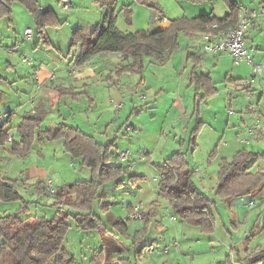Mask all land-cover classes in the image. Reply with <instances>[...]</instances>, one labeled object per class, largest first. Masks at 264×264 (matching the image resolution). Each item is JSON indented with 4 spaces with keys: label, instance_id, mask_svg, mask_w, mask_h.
<instances>
[{
    "label": "crops",
    "instance_id": "0c3cea01",
    "mask_svg": "<svg viewBox=\"0 0 264 264\" xmlns=\"http://www.w3.org/2000/svg\"><path fill=\"white\" fill-rule=\"evenodd\" d=\"M109 1V0H108ZM130 3L127 5H133V3H140L142 5H145L138 0H129ZM160 0H155L156 3H158L163 10L165 7L159 3ZM204 1V0H202ZM211 1V0H210ZM237 1V0H236ZM242 7L245 8H253V9H260V6L264 4V0H253L250 5H245L243 3H240L237 1ZM115 5L118 7L119 1L117 0ZM125 6V5H124ZM149 9H151L149 6L145 5ZM50 7V6H48ZM122 9V8H121ZM132 9V7H131ZM230 9V8H229ZM242 10V9H241ZM240 10V11H241ZM230 12V11H229ZM213 16V14L211 13ZM164 16V15H163ZM159 15L160 19L164 22H167L166 17ZM186 16V15H185ZM195 16V15H194ZM216 16V15H214ZM193 17V16H188ZM220 17V16H218ZM223 17V16H221ZM118 19V17H117ZM150 21L153 23V25H156V22L152 20L150 15ZM170 22H168L165 26H162V24H159L158 28L156 29H162L169 25ZM158 24V23H157ZM232 26H230L228 29H230ZM227 30V29H226ZM129 31V30H126ZM191 37V42H189L187 45L183 46L180 42V47L175 50L169 60L165 62L164 64L159 63L158 61H154L150 58L145 59V69L142 74H134L125 72L120 77L115 76L114 67L117 63H119L122 59V56L120 53H103L95 56L90 61L84 63L83 65H77L76 61L69 52V47L66 53V56H61L59 53L55 52L52 49V41L49 39L50 44H47L44 39L43 44L47 46V53L48 59L50 60V63L47 64L45 62L37 61V65L35 67H27L23 71V77H22V89L19 90L21 95H18L17 101L20 100V103L17 108L14 110H11L10 107H7L5 105L7 102H11L14 98L13 92H11L10 88H13L15 85L11 83L8 77L5 78L6 85H3L2 82H0V104L3 106H6V111L10 112V124L13 123L15 117H17V127L21 120L26 116L30 114L34 115H41L43 118L42 125L40 126V130H46L48 128H52L56 126L59 123L66 122L68 124L78 126L85 132H87L90 135H93L97 141L101 143L103 142L102 139L109 138V141L115 140V143H119L123 138H120L118 135H114L112 139H110L108 135V126L105 124L102 128H100L101 121H105L104 117L107 116L109 118L110 123L114 124H120L118 127L119 133L127 134L128 136H131L132 133L134 134H140L139 131H144L141 138H144L143 136L146 135V133L151 137L153 140L149 141L145 139V143L141 140H136V137H133L129 141H137L138 149L132 150V148L129 150L126 148V150H129L131 153V157L127 160H120L118 158V153H114V156L111 159L112 164L117 165H123L124 169L126 170V174L122 176V179L124 183L121 185V187H117L114 185L113 182L112 186L116 187V191L120 192L121 189L124 187L125 180L128 176V183L132 184L133 186H139L137 190H132L131 193H119L122 194L121 196L115 192V190H108V193L105 194V198L101 195V206H99V203H97V208L95 206V211L98 212L102 217L106 219V221H111V223L115 220H119L122 218L125 214L129 213L132 207L135 205V203L139 201H143L145 210L147 213H152V221L149 225L147 232L145 234V237L147 234L152 232V236H149V242L144 243L151 244L150 247H145L141 252V258H136V249L141 247H138V243L135 245H128L127 243L120 244L123 245L124 248L121 252H116V258L117 257H124L129 258L132 264H141V260H146L148 264H182L180 259H178V262L174 260V258H171V254L176 259V254L182 253V249L176 250L173 248L172 244L177 241L180 242L181 239L179 238L181 233H184L186 230H188L187 226L192 225H186V223L183 221L182 225H179V227H175V230L179 233L180 230H184V232L179 233V236L172 238L171 240H168L165 236L164 238V244H160V249L157 251H153L152 243L156 239L157 241H160L161 238H163V233L165 231L163 220L159 217L155 219L154 212L155 209H159V207H162V196L160 195L158 189H157V183L161 177V174L158 169V165L164 163L176 150L183 149L187 151V158L190 163L191 169L193 171L192 175V181L195 183V181H199L198 188H200L204 193H206L208 196H210V193L213 191L216 196V189L218 186V170L219 165L222 160H232L236 154L239 151L247 150L259 155H263L264 152H261V150H256L259 148H253L254 145L252 144V140L264 141V96L261 97L259 102V110L260 115L262 116V124L260 127L255 128L253 132H251V128L254 127V115L253 118L251 116L250 111L246 110L245 113L240 115L238 117V120H230L228 119L226 125H225V131L223 132V136H221V141L217 142L218 144L211 150V153L209 155V158L202 162V164H199L195 157V152L197 151V148L204 143L203 140L212 143V145L217 141V139L220 137L219 133H215L210 135L209 131L207 130L208 126V120L209 118L205 116L203 119H197L194 126L191 127L185 122H182L183 125L181 126V131H186V134L184 136H180L179 134H175V136H168L165 138V141H163V135L161 133L162 126L160 124L156 127L155 131H151L147 129L148 126H145L147 122L142 121V124H140L141 129H138L137 126L132 125L135 129H137V132H132L128 129V123L132 124L130 122L131 118L128 117L126 120L127 122H124V118L120 119V117L123 115L124 108L126 104L129 102V97L131 95L136 96L141 100L143 98L145 101H150L151 99L156 100V94H151L150 90L146 93L142 90V87H148L150 85H146V72L149 71L150 67L153 66L154 68V74H160L165 79L167 78L165 82V87H171L172 85L176 87L172 90H179L182 87L188 86V91L193 90L194 91V105H196L197 101V93H200V95H203L205 93L204 89L200 88V85H198L197 77L199 74L207 75L211 78L212 83L214 87L216 88V92L211 95L208 99H204L201 101L199 110L197 111L194 106V114L197 112L199 114H202L204 112V109L202 105L203 103L208 106V104L213 100V98L217 95L219 92L218 87V80L214 78V71L216 70V67H221L222 71H225V81L228 80L236 87H238V84L242 79L247 77L249 72H251V66L246 62H241L240 64H236L234 62V58L232 55L226 54V53H206L202 49V45L199 44V40L203 42L202 39V32L196 33L194 35H180V37ZM247 39L248 43L251 47V50L254 54V62L259 63L263 66V75H264V14L259 15L256 19H254L252 26L250 27L248 33H247ZM180 40V38H179ZM40 45L35 46L36 50H40ZM14 48V47H13ZM18 49V46H15L14 52L11 50L9 54H14L15 50ZM178 52L177 56L175 57L174 53ZM44 52V51H40ZM226 55L229 58H231L232 63L235 65L227 64L225 62H221L219 57H209L207 59V55ZM72 56L71 61L74 62L72 65H66L65 64V57ZM175 57V63H177V67L175 71L167 76L165 74V71L162 70V67H166L168 63H170V66L174 65V58ZM216 58V62L215 61ZM227 58V57H225ZM207 60H209L207 62ZM231 63V61H230ZM29 66L32 64L27 63ZM187 64L190 65V67H187ZM198 65L195 71H193L194 66ZM13 63L11 60H8L7 67L13 68ZM188 65V66H189ZM214 66L215 68H211ZM240 66V68H237ZM2 68L0 63V69ZM188 68L187 70H185ZM242 70H245L247 74L242 73ZM55 73V78H50L51 74ZM0 81L2 80V75L0 74ZM259 78L258 83L256 84V88L260 87L263 89L264 92V83L263 79L261 77H256V79ZM163 79V78H162ZM15 80V79H14ZM228 83V85L232 84ZM227 85V88L229 86ZM232 86V85H231ZM165 87H163V91H166ZM252 88V89H255ZM233 88V87H232ZM148 93L151 94V96ZM142 95L140 98L139 95ZM199 95V96H200ZM263 95V94H262ZM8 96V97H7ZM132 97V98H133ZM131 98V100H132ZM102 100H107L109 105H107L105 108L102 107L104 103ZM99 101L100 108H97L99 105L97 103ZM175 101V100H174ZM171 102V100H170ZM116 103H122V107L120 109H117L115 104ZM173 105V104H172ZM178 105H180L178 103ZM251 110V109H250ZM116 112V113H115ZM252 112V111H251ZM197 113V116L199 114ZM149 119V117H148ZM123 121V122H122ZM139 121V119H138ZM177 120H174L173 122H170V124H174ZM198 122H201L200 128L198 130V133L196 135V145H192L190 143L192 131L194 128L198 126ZM50 123H55L54 125H50ZM140 123V121H139ZM48 125V126H47ZM127 125V127H126ZM145 127V129L143 128ZM150 127V126H149ZM234 129H231V128ZM244 129H243V128ZM240 128V129H239ZM14 129V128H13ZM98 129V130H97ZM239 129V131H236ZM243 129V130H242ZM102 130V131H101ZM149 130V132L147 131ZM146 131V132H145ZM132 132V133H131ZM163 132V131H162ZM13 134V132L11 131ZM235 133V134H234ZM14 135V134H13ZM251 140H250V139ZM14 140L15 139L14 135ZM127 140V139H123ZM263 141H259L261 144ZM114 143V145H115ZM132 143V142H131ZM153 143L155 145V148H151L153 151L149 150L151 147L150 144ZM256 144V147H262L260 144ZM12 143L6 142L5 144H0V162L6 158L9 160H12L14 157V153L10 151ZM249 145V147H248ZM252 148H251V147ZM264 146V145H263ZM114 147V146H113ZM112 147V148H113ZM215 149V150H214ZM123 150V149H122ZM121 151V150H120ZM159 151V152H157ZM212 153L214 155H212ZM134 154V155H133ZM140 154L145 155L144 157H139ZM18 155V163H20L23 166V169L20 171V174L18 177V183H19V191L24 196V198L29 202L28 209L30 215H46L48 217H51L48 215V211L50 209L54 210L53 208L49 207V204L51 202H42L41 195L42 194H48L47 191V185L49 181H52L54 184L55 190H57L60 186L67 185L68 183H71V181L76 180H85V179H76L78 173L85 172L86 179H90L92 176V170L90 167L83 165L82 158H74L72 157L68 152H66L64 147V139L58 138V139H44V140H35V142L32 145V148L26 152L25 154H17ZM214 163L212 164L210 162L211 158H214ZM217 163V164H216ZM216 165V166H215ZM10 167V166H9ZM20 168V166H18ZM88 167V168H87ZM260 168H264V157L260 158L255 164L253 165L252 170L257 171ZM2 173V172H1ZM7 174L3 175L4 177H7L8 172L6 170ZM148 173V176L145 174ZM143 175L145 176L144 179L140 180H134L130 179V175ZM74 179V180H73ZM210 181V182H208ZM56 183H58L56 185ZM105 186V185H103ZM102 186V187H103ZM264 182L252 192V194L247 195L250 196V198L243 203L244 207L246 209V213L242 216H240V222L247 223L248 226L252 223V218L250 215H248L249 208H251L254 205L262 204L264 205ZM263 188L260 192V194H256V192ZM110 191V192H109ZM126 192V191H124ZM49 195V194H48ZM54 196V195H50ZM211 197V196H210ZM217 197V196H216ZM245 197V196H243ZM213 198V197H212ZM240 197H235L228 202H223L229 205L230 210H232V205L236 203L237 199ZM216 199V198H215ZM168 201V200H167ZM166 201V202H167ZM216 201H221L218 197ZM250 201H255V204L248 205ZM19 202V205H12L13 202H0V216L5 214H10L14 212L17 208H19L22 205L21 201ZM222 202V201H221ZM258 202V203H257ZM218 203L216 204V207L214 208V211L216 213ZM166 209H169V207H172L170 203H166L164 205ZM164 207V208H165ZM164 208H162L164 210ZM55 213V212H54ZM53 213V214H54ZM53 216V215H52ZM162 216V214H161ZM231 216L236 217L233 212H231ZM216 217V216H215ZM172 219L176 220V217L172 215ZM155 221V222H154ZM142 224V227L144 225L143 221H139ZM133 223V222H132ZM223 226L227 233L231 235V243L225 242L224 240L220 239L219 236H215L213 238L212 244L210 245L209 251L216 254L219 251V248L224 247V245L227 247L226 250H231L233 253H225V257H214L211 258L209 256L204 257L200 261L196 260V257L193 258L195 263L197 264H219L221 262H224L226 260L227 256H231L232 258L237 257L238 255H245V250H249L251 253H255L257 250V246L255 248L249 247L247 245L244 249H237L236 245L232 246V241L234 243V235L232 234V229H237V224L233 221L231 222V228L229 229L227 224L223 223ZM141 227V228H142ZM111 227V225L109 226ZM140 228V229H141ZM217 228V224H216ZM129 233L134 235V233L137 231L132 232L130 229V223L128 225ZM138 229V230H140ZM170 229V228H169ZM191 231H187L189 234H192V237L189 236V234H186L187 238L190 239H196L198 236H202L206 234L201 230L198 226H193V228H190ZM73 230V227H71L68 231V234L66 236V239L64 241V246L72 252L79 260L84 262L85 264L89 263L90 258L93 256V254L102 248V239L101 235L96 230L86 231V230H80L75 227L74 232L71 233ZM216 231V229H215ZM203 232V233H202ZM78 237V242L75 244L72 243V241H75V237ZM255 236L256 233L255 230L249 232L247 234L248 238L247 240L252 239L251 237ZM116 237V236H115ZM144 237V238H145ZM118 240H127L123 238L122 236L116 237ZM199 240V238H198ZM131 242L130 240H127ZM264 243H260L258 246L264 247ZM143 245V244H142ZM182 243H179V246L181 247ZM166 246H170L168 250L165 249ZM215 247V250L213 248ZM238 250V254L236 255V250ZM205 250V249H204ZM201 254L206 255L207 252L201 251ZM140 255V252H138ZM147 257V259H146ZM149 257H151L149 259Z\"/></svg>",
    "mask_w": 264,
    "mask_h": 264
},
{
    "label": "trees",
    "instance_id": "16d2710c",
    "mask_svg": "<svg viewBox=\"0 0 264 264\" xmlns=\"http://www.w3.org/2000/svg\"><path fill=\"white\" fill-rule=\"evenodd\" d=\"M138 1L155 10L151 15L152 20L157 18L158 12H163V8L155 0ZM225 1L230 12L223 17L212 16L211 13L193 17L181 16L172 19L169 25L162 29L123 31L117 26V16L114 12L107 13L102 24L89 29L80 26L73 32L69 52L78 66L99 54L120 53L122 59L114 67L115 76L120 77L125 72L142 74L146 58L161 64L169 60L171 54L180 47V35H194L210 30L217 33L234 26L241 5L236 0ZM15 2L22 3L30 11L38 34L50 44L47 25L62 23L52 8L48 7L44 12V5L39 0H0V17L11 16ZM96 2L104 5L108 0ZM122 10L126 13V21L131 24V5H125ZM213 24H217V27L211 28ZM197 66H194L193 71ZM197 82L205 91L203 95L197 93L195 109L198 111L201 101L213 95L216 88L207 75L199 74ZM9 114L10 112L6 113L4 125L10 122ZM42 121L41 115H26L17 127L20 140L12 142L10 151L14 154H25L37 139L62 138L66 152L74 158H82L83 165L91 168L92 176L90 179L76 180L55 190L53 201L49 204V207L55 209V213L48 217L30 215L29 202L19 191L18 179L0 174V202H22L14 212L0 216V264H85L64 246L68 231L73 227L69 221L70 217L74 219L76 228L96 230L101 235L102 248L93 254L88 264H132L129 258L113 256L124 248L116 237L122 236L130 240L132 245L139 243L138 241L144 239L151 224V213L144 216L143 227L132 235L128 229L129 222L120 218L112 223L111 229L104 218L95 211L96 202L99 206L102 204L100 189L103 185L113 182L115 186L121 187L124 183V166L110 163L114 156L112 147L115 140L101 143L80 127L66 122L41 131ZM4 125L0 127L2 145L8 142ZM200 125L201 122H198V126L192 131L190 143L194 146ZM263 157L264 154L242 150L232 160H222L218 170L216 196L222 202H228L235 197L252 194L264 182V168L252 170L255 162ZM158 169L161 177L157 189L179 217L188 225L200 227L205 233L215 232L214 208L217 201L192 181L193 171L187 151L176 150L164 163L158 165ZM129 178L140 180L145 176L134 174ZM150 246L151 244H143L137 248L136 258H141L142 250ZM244 254L238 255L237 258L227 256L226 260L219 264H264V247L257 246L255 253L245 250Z\"/></svg>",
    "mask_w": 264,
    "mask_h": 264
},
{
    "label": "rangeland",
    "instance_id": "374dc122",
    "mask_svg": "<svg viewBox=\"0 0 264 264\" xmlns=\"http://www.w3.org/2000/svg\"><path fill=\"white\" fill-rule=\"evenodd\" d=\"M42 5H44V8H47L50 6L52 10L55 12L56 16L62 21L60 25H47V37L52 41V49L59 53V55L66 56L68 47L71 42V37L73 35V32L81 27L84 28H93L98 24H102L104 19L106 18L107 13L114 12V14L118 17L117 19V26L119 29L126 31H135L139 29H155L158 28L159 24H162V26H165L168 22H170L172 19L181 17V16H197L199 14H206V13H212L216 16H224L227 14L230 9L229 5L225 0H204V1H198V0H160L159 3L165 7L163 12L157 13V18L153 19L156 22V25H153L150 21V15H153L155 10L149 9L145 5H142L140 3H133L131 6L133 9L132 13V23L129 24L126 21V13L121 8L124 7V5H127L130 3L129 0H118L119 5L118 7L115 5L117 0H109L107 4H100L96 2V0H70L71 1V9L70 10H63L60 0H39ZM240 3H243L245 5H250L253 0H237ZM245 7H242L241 9H244ZM240 9V10H241ZM162 14L166 17L167 22H164L160 19L159 15ZM53 15V13H52ZM158 23V24H157ZM33 29V35L31 38H27L25 31L27 28ZM180 42L183 46L187 45L189 42H191V37H180ZM199 44L202 45L203 42L199 40ZM40 45V50L35 51V46ZM15 46H18V49L15 50L14 54H9L11 50L15 49ZM250 46V45H249ZM14 47V48H13ZM44 51V52H40ZM47 46L43 44V40L41 39L40 35L37 31L36 23L33 19V16L31 15L30 11L20 2H15L13 5V12L11 16L7 17H0V63L2 68L0 69V74L2 75V82L3 85L8 86L7 84H4L5 78L8 77L9 80L13 85H15L13 88L9 87L11 92L14 94L13 100L9 103L7 102L5 105L7 107H10L11 110H14L17 108L16 106L19 105L20 100L17 101L18 95H21L19 90L22 89V77H23V71L27 67H35L37 65V61L45 62L47 64L50 63V60L48 59L47 53ZM178 51V50H177ZM175 52L174 56L176 57L178 52ZM251 54L253 56L254 60V54L251 50ZM27 55L32 59V65H28L27 63L22 61V57ZM72 55V54H71ZM175 57L174 59V65L170 66V63L166 65V67H162V70L165 71V74L169 76L172 74L177 67V63H175ZM207 59L209 57H219L218 60H220L222 63L225 62L227 64H231L233 67V63L231 58H229L226 55H207ZM227 57V58H225ZM66 59L65 64L66 65H72L74 62L71 61L72 56L65 57ZM215 58V61L216 60ZM8 60H11L13 65L12 67H7ZM209 60H207L208 62ZM231 61V63H230ZM243 63H246V61H243ZM256 63V62H255ZM187 64V67L189 68L190 65ZM235 66V65H234ZM186 68L185 70H187ZM211 68H215L212 66ZM237 68H240L238 66ZM154 68L153 66L150 67L149 71L146 72V81L148 87H142L143 93L144 91L147 93L149 90L150 93L156 94V100L151 99L148 101H143L144 99L141 98L142 95L140 94L139 97L141 100H139L138 97L131 95L129 97V102L126 104L123 115L120 117V119L124 118V122H127V118L130 117L131 120L130 123L127 125H135L138 129H141L140 124H142V121L147 122L145 126H148L147 129L155 131L156 127L160 124L162 126L161 133L163 135V141H165V138L168 136H175V134H179L180 136H184L186 134V131H181V126L183 125L182 122H185L189 126H194L197 119H203L205 116L209 118L208 120V126L207 130L209 131V134H215L219 133V138L217 141L212 145V143L208 142L206 139L203 140L204 143H202L195 152L196 160L199 164H202L203 161L209 158V155L211 153V150L218 144L217 142L221 141V136H223V132L225 131V125L230 120H238V117L246 112V110L250 111L251 116L253 118L254 113L251 112V106L254 105L258 112L259 110V102L262 96H264L263 89L260 87H255L256 84L259 81V78L254 80L253 83L250 85L245 84V80L251 78V72L240 81L238 84V87L234 85V83L230 82L229 80L225 81V71H222L221 67H216V70L214 71V78L218 80V87L219 92L217 95L213 98V100L206 106L205 103L203 108L204 112L202 114H199L197 116V113L194 114V91H188V86L182 87L179 90H172L176 87L172 85L171 87H165V82L167 78L165 79L160 74L156 75L154 74ZM242 73L247 74L245 70H242ZM163 78V79H162ZM15 79V80H14ZM262 79V78H261ZM264 83V79L262 80ZM228 83H232L228 85ZM227 85L229 88H227ZM232 85V86H231ZM163 87H165L166 91H163ZM233 87V88H232ZM255 89H252L254 88ZM19 89V90H18ZM148 93L151 96V94ZM263 94V95H262ZM8 97V96H7ZM133 97V98H132ZM132 98V100H131ZM19 99V98H18ZM171 100V102H170ZM175 100V101H174ZM104 105L102 107H106L109 105L107 100H102ZM97 108H100V103ZM178 103L180 105H178ZM173 104V105H172ZM8 109V108H7ZM6 106H3L0 104V113L3 114L5 117L7 116L5 111L7 110ZM231 110L233 113H231ZM116 113V112H115ZM253 114V115H252ZM261 114V113H260ZM149 117V119H148ZM140 123H139V121ZM255 119V116H254ZM105 121H101L100 128H102L106 124L108 126V135L110 139L114 137V135H118L120 138L127 139L120 141L119 143H115L114 147L112 148V151L114 153L120 152V150H126V148H132V150L138 149L137 141L141 140L145 143V139H147V136L149 141H152L153 139L149 137V135L146 133L144 138H141L144 131H139L140 134H134L132 133L131 136H128L127 134L119 133L118 127L120 124H114L109 122V118L107 116L104 117ZM174 120H177L173 125L170 124V122H173ZM17 122L18 119L15 117L13 123L9 124L10 131L13 132L15 135V139L18 141L20 140V137L18 135L17 131ZM123 122V121H122ZM55 123H50L49 127L51 125H54ZM126 125V127H127ZM48 126V125H47ZM150 126V127H149ZM14 128V129H13ZM143 128V127H142ZM231 128V127H230ZM243 128V127H242ZM145 129V127L143 128ZM234 129V128H231ZM240 129V128H239ZM237 129L236 131H239ZM244 129V128H243ZM242 129V130H243ZM98 130V129H97ZM101 130V131H102ZM146 130V129H145ZM149 130H147L149 132ZM163 131V132H162ZM146 132V131H145ZM235 134V133H234ZM133 137H136L135 141H129ZM250 139V138H249ZM103 142L107 143L109 142V138L102 139ZM251 140V139H250ZM263 141V140H259ZM259 141L252 140V144L254 145L253 148H259L256 150H261V152H264V141L260 144ZM132 142V143H131ZM260 144L262 147H256V144ZM149 150L153 151L151 148H155V145L153 143L150 144ZM249 147V145H248ZM251 147V146H250ZM252 148V147H251ZM129 149V150H130ZM159 152V151H157ZM14 157L12 160H9L8 158L2 160L0 162V174L5 175L8 172L7 177L12 179H18V175L20 174V171L23 169V166L18 163V155L13 154ZM134 155V154H133ZM132 158V157H131ZM214 158H211L210 162L214 163ZM217 164V163H216ZM10 166V167H9ZM20 166V168L18 167ZM216 166V165H215ZM88 168V167H87ZM2 172V173H1ZM148 176V173H145ZM85 172L78 173L76 179H86ZM74 180V179H73ZM124 187L121 189L120 192L116 191V187L112 186V183H108L105 186H103L100 189V194L105 198V194L108 193V190H115V192L119 193H131L132 190H137L139 186H133L132 184L128 183L129 179L127 176V179L125 180ZM73 182V181H71ZM210 182V181H208ZM58 183H56L57 185ZM196 185H199V181H195ZM264 188V187H263ZM263 188H260L256 194H260L261 190ZM126 191V192H124ZM110 192V191H109ZM120 196L122 194H119ZM210 196L213 198L217 197L215 196L214 192L212 191L210 193ZM54 196H50L48 194H42V202H51ZM250 196L240 197L236 198L237 202L232 205V210H230V207L228 204L223 203L221 201H218V205L216 208V224L217 228L216 231L213 233H206L204 235H200L196 237V239L192 240L189 237L187 238L186 234H189L188 232L191 231L190 228H193V226H187L188 230L184 232V230H180L181 232H184L186 234H183L181 232L180 239L181 241L179 243H182L180 249H182V253L176 254V259L171 254V258L173 257L176 262H178V259L182 262V264H197L193 260V258L196 257V260L200 261L204 257H225V253L232 254L233 252L230 250H226V246L219 248V251L214 254L209 251L210 245L212 244L213 238L215 236H219L220 239L224 240L225 242L231 243V235L226 232L223 223L227 224L228 228H231V222H235L237 224V229H232V234L234 235V243L232 241V246L236 245L237 249H244L247 245L251 248H255L260 243H264V205L258 204L252 206L249 208L248 215L252 218V223L250 226L247 225V223L240 222V216L244 215L246 213V209L243 205L244 202H246ZM162 201V207L160 206L159 209H155L154 216L156 218H160L163 220L165 231L163 233V238L160 239V241H157L156 239L152 243L153 251H157L160 249V246L164 244V238L167 237L168 240H171L172 238H175L176 236H179V233L175 230V227H181L179 225H182V219L179 217V214L174 210L173 207H169V209H166L164 206L167 202L165 198H163ZM167 201V202H166ZM138 204L141 205V220L144 221V216L148 215L147 211L145 210V206L143 201H139L135 203V205L130 210V213L134 211V207ZM12 205H19V202H13ZM97 208V202L95 204ZM165 207V208H164ZM164 208V210L162 209ZM55 211L50 209L48 211V215L52 216ZM231 212L236 215V217L231 216ZM162 214V216H161ZM172 215L176 217V220L172 219ZM152 216V213H151ZM104 218V217H103ZM127 222L130 223V229L132 232L140 229L142 227L141 222L134 221L132 219H126ZM69 221L73 224V230H75L74 225V219L70 217ZM104 221L108 226L112 225L111 221H106L104 218ZM133 222V223H132ZM155 222V221H154ZM187 225V224H186ZM170 228V229H169ZM255 230L256 237H251L252 239L247 240V234L251 231ZM188 231V232H187ZM203 233V232H202ZM73 234V233H72ZM193 233H190L189 236L192 237ZM152 236V232L150 234L148 233L147 236L143 239L138 241V247L141 246L144 243L149 242V236ZM75 237V241H72L73 244L78 242V237ZM199 238V240H198ZM118 243H127L130 245L131 242L127 240H118ZM161 244V245H160ZM264 245V244H263ZM123 246V245H122ZM205 249V250H204ZM236 250V249H235ZM201 251L207 252L206 255L201 254ZM236 255L238 254V250H236ZM117 254L114 253L113 256H116ZM151 257H149L150 259ZM237 258V257H236ZM147 259V257H146ZM140 260V259H139ZM141 264H148L147 261L141 260Z\"/></svg>",
    "mask_w": 264,
    "mask_h": 264
},
{
    "label": "built area",
    "instance_id": "2783aa9c",
    "mask_svg": "<svg viewBox=\"0 0 264 264\" xmlns=\"http://www.w3.org/2000/svg\"><path fill=\"white\" fill-rule=\"evenodd\" d=\"M60 4L63 10L71 9V1L70 0H60ZM264 14V4L260 6V9L253 8H244L240 11L238 20L234 26L230 29L222 30L219 32L207 31L202 33V49L206 53H226L232 55L234 58V62L236 64H240L243 61H246L251 66V78L245 80L246 85H250L253 83L256 77L264 78L263 75V66L259 63H255L253 60V56L251 54V47L249 46L247 33L250 27L253 24L254 19H256L259 15ZM217 24H213L211 28H216ZM26 37L31 38L33 35V29L27 28L25 31ZM22 61L25 63L32 64V59L27 55L22 57ZM50 78H55V73H52ZM117 109L122 107V103L115 104ZM251 111L254 113V127L251 128V132L254 131L255 128H258L262 124V116L258 112L257 108L252 105ZM231 113L233 111L231 110ZM5 121V116L0 113V127H2ZM4 129L6 130L7 141L12 143L14 141V135L11 133L9 124L4 125ZM128 129L132 132H137L132 125H128ZM145 155L140 154L138 158L144 157ZM118 158L120 160H127L131 158V153L129 150H122L118 153ZM47 191L49 195H54L55 188L52 181L48 182ZM255 204V201H250L248 205ZM141 205L138 204L134 207V211L130 214H125L122 219L127 221L126 219H132L134 221L141 220ZM173 248L178 250L180 248L179 242L175 241L172 244ZM170 246H166L165 249L168 250ZM215 250V247L213 248Z\"/></svg>",
    "mask_w": 264,
    "mask_h": 264
},
{
    "label": "water",
    "instance_id": "95a60500",
    "mask_svg": "<svg viewBox=\"0 0 264 264\" xmlns=\"http://www.w3.org/2000/svg\"><path fill=\"white\" fill-rule=\"evenodd\" d=\"M48 10V7L47 8H43V11L45 12V11H47Z\"/></svg>",
    "mask_w": 264,
    "mask_h": 264
}]
</instances>
